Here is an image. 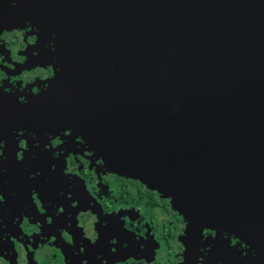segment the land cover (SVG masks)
<instances>
[{"label":"water","instance_id":"1","mask_svg":"<svg viewBox=\"0 0 264 264\" xmlns=\"http://www.w3.org/2000/svg\"><path fill=\"white\" fill-rule=\"evenodd\" d=\"M65 3L72 108L84 109L66 117L114 170L246 239L264 264V0Z\"/></svg>","mask_w":264,"mask_h":264},{"label":"flooded vegetation","instance_id":"2","mask_svg":"<svg viewBox=\"0 0 264 264\" xmlns=\"http://www.w3.org/2000/svg\"><path fill=\"white\" fill-rule=\"evenodd\" d=\"M65 2L0 0V264H263L246 239L114 170L70 121L84 109L72 108Z\"/></svg>","mask_w":264,"mask_h":264}]
</instances>
